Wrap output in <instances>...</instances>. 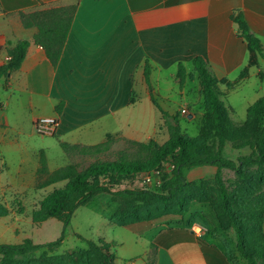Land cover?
I'll list each match as a JSON object with an SVG mask.
<instances>
[{"label": "crops", "instance_id": "0c3cea01", "mask_svg": "<svg viewBox=\"0 0 264 264\" xmlns=\"http://www.w3.org/2000/svg\"><path fill=\"white\" fill-rule=\"evenodd\" d=\"M70 7H76V13L55 67L45 50L34 42L37 29L25 28L21 14ZM238 13L264 49V0H0V66L9 62V51L18 42H31L20 70L0 78V189L7 186L1 182L3 173L11 172L5 162L6 152L21 153L25 163L29 159L25 152L36 155L44 150L32 146L39 135L35 129L39 118L59 119L53 137L60 146H94L109 136L140 141L127 133L131 127L130 108L139 101L130 102L136 77L143 83L146 107L152 113L157 109L152 96L159 98V104L161 100L170 101L162 89L163 81L168 85L164 73L171 70L170 78L180 84L179 65L183 64L188 73L187 66L193 65L197 57L205 60L213 77L220 81L221 100L228 108H235L233 97L239 93L250 108L254 99L247 86L252 85L259 96L264 95V77L260 76L264 75V58L259 56L258 65L249 69L247 78L236 83L250 60L247 42L232 20ZM146 66L150 67V86ZM61 103L64 107L59 114L57 106ZM189 116L190 120L197 117L195 113ZM229 149L227 145L225 153ZM38 168L39 162L36 173ZM202 209L213 217L206 206ZM194 216L204 222L203 216ZM194 226L127 227L139 238L157 232L152 249L133 255L138 257L131 264H151L145 259L151 255L154 264H209L203 243L216 246L233 264L224 235H198Z\"/></svg>", "mask_w": 264, "mask_h": 264}, {"label": "trees", "instance_id": "16d2710c", "mask_svg": "<svg viewBox=\"0 0 264 264\" xmlns=\"http://www.w3.org/2000/svg\"><path fill=\"white\" fill-rule=\"evenodd\" d=\"M75 13L76 7H70L21 14L25 28L37 29L34 42L45 50L55 67L63 55ZM232 20L238 25L239 34L247 42L250 52L249 65L236 81L239 83L247 78L251 67L258 65L259 56L264 58V49L260 40L250 32L241 13L233 15ZM30 44L29 40H22L9 51L11 59L0 66V78L20 70ZM193 65L204 104L198 138L183 136L177 120L173 119L172 123L171 116L152 96L154 105L168 124L170 138L164 145L155 140L138 142L112 136L94 146L61 143L69 157L83 156L97 161L84 169L78 164H69L55 171L49 170L45 151H41L36 188L43 190L61 183L65 186L54 190L38 204L32 220L39 227L50 219H56L63 224V233L56 241L46 244L25 239L18 244L0 245V264H116L117 256L104 241H91L86 250L53 255L63 244L67 229L80 207L90 204L100 195L108 194L113 202L119 204L111 216V223L127 228L155 218L152 205L157 202L165 205L174 203L173 214L186 218L190 211L185 193L193 192L194 188L200 195L199 201H194L213 210L223 231L235 233L237 250L246 263L264 264V97L249 108L244 123L234 124L231 119L234 109L228 108L221 100L220 81L213 77L203 58H195ZM145 69L146 82L150 86V67ZM177 76L183 86L189 76L183 64L179 65ZM63 107V103L57 106L59 114ZM117 140L124 141L128 147L116 152L115 160H102L103 155L113 153ZM227 145L239 153L244 150L249 152L240 154L235 160L227 158ZM166 164L173 168L169 173L161 174L162 192L137 187L121 188L126 183L133 184L145 173L164 170ZM203 166L217 168L214 187L187 180L186 169ZM223 170L234 172L235 177L225 180ZM212 189L216 195L211 193ZM9 215L11 211L0 205V218ZM202 249L209 264H230L216 246L203 243Z\"/></svg>", "mask_w": 264, "mask_h": 264}, {"label": "rangeland", "instance_id": "374dc122", "mask_svg": "<svg viewBox=\"0 0 264 264\" xmlns=\"http://www.w3.org/2000/svg\"><path fill=\"white\" fill-rule=\"evenodd\" d=\"M264 45V38L261 39ZM174 68V67H173ZM190 72L183 86L176 84L171 76V70L164 74L168 76V85L163 81V91L170 99L169 102L160 101L162 109L176 119L180 126L181 133L187 138H198L203 121L204 104L200 96V83L197 75L193 72V65L187 66ZM173 72V71H172ZM264 77V75L262 76ZM167 86L173 87L172 90L167 89ZM134 92H131L130 102L133 104L139 99L134 107L130 108L129 118L131 120V127L127 133L133 134L140 139L138 142H149L155 140L160 145L168 142L170 136L168 131V124L163 120L162 113L156 109L151 113V109L146 107L147 98L143 90V83L139 77L133 82ZM255 88L252 85L246 87V90L252 94V104L256 103L264 97L259 96V93L253 91ZM183 92V93H182ZM164 94V95H165ZM159 101V98H157ZM225 101V100H224ZM228 104L227 101H225ZM235 104L234 114L231 119L234 124H242L248 118L249 108L245 104L242 93L233 97ZM183 110L186 113H183ZM195 113L197 117L194 120L188 119V115ZM169 120V123L171 121ZM151 137V138H149ZM129 140V139H128ZM136 141V140H133ZM37 148L44 149L48 160L49 170L55 171L69 164H78L81 169L87 168L97 159L83 156L69 157L60 146L58 139L53 136L37 135L33 145ZM128 147L124 141L117 140L114 146L113 153L103 155L101 158L104 161L115 160V153ZM249 151L244 150L240 154H247ZM40 151L36 155L25 152L28 160L24 163L23 155L17 152H6L5 162L7 163L11 172L3 173L1 182L7 184L5 190L0 189V205L5 206L11 211L13 218H0V245L22 243L25 239H32L37 244H46L59 239L63 233V224L56 220L50 219L41 226L34 224L32 220L33 212L50 193L54 190H60L65 186V183L57 184L43 190L36 188L37 173L35 172L37 163L40 159ZM227 158L234 157L236 159L239 155L234 150H228L225 153ZM1 160V159H0ZM4 162V163H5ZM0 166H3V161H0ZM7 168V167H5ZM172 166L165 165L162 173H169ZM217 172L216 167L203 166L185 170V175L188 181L195 184H209L214 187V178ZM162 176V175H161ZM225 180L235 177L234 172L230 170H223ZM142 188L152 191L162 192V186L145 184L144 176L141 175L133 184L126 183L121 188ZM194 191L185 193V199L188 202L189 214L186 218L173 214L175 204L165 205L161 202L152 205L155 218L150 221H143L135 225L145 224L146 226L154 225L160 228H174V227H190L194 225L203 226L207 230L205 232L211 235H224L228 242V255L233 264H247L241 257L236 246V235L233 231H223L212 209L206 205L196 203L200 195ZM213 195H216L214 189L211 190ZM194 201V202H193ZM206 206L213 217L207 215V211L202 209ZM119 207L118 203L113 202L108 194H103L97 197L93 202L84 207H80L74 214L70 227L67 229V235L63 244L53 255H62L65 253H75L80 250H86L89 247V242L100 243L104 241L110 245V251L117 256V264H131L135 261L138 255L146 249H152V241H154L157 232H149L145 236L139 238L129 231L127 228L113 225L109 221V217L113 215ZM21 211H23L21 213ZM21 213V214H20ZM194 215H201L202 220H195ZM196 216V217H197ZM209 220L213 222L210 223ZM134 225V224H133ZM131 225V226H133ZM145 259L154 264L155 257L153 255L146 256ZM137 264H142L138 262Z\"/></svg>", "mask_w": 264, "mask_h": 264}, {"label": "built area", "instance_id": "2783aa9c", "mask_svg": "<svg viewBox=\"0 0 264 264\" xmlns=\"http://www.w3.org/2000/svg\"><path fill=\"white\" fill-rule=\"evenodd\" d=\"M11 57L9 58L10 61ZM183 113H186L185 110H183ZM59 125V119L56 117H43L39 118L35 122V129L39 135L42 136H53L57 130V127ZM173 168V167H172ZM145 184L147 185H156L160 186L161 181V170H155L148 173H145L144 175ZM194 232L198 235L203 234L207 229L203 226H194L193 228Z\"/></svg>", "mask_w": 264, "mask_h": 264}, {"label": "water", "instance_id": "95a60500", "mask_svg": "<svg viewBox=\"0 0 264 264\" xmlns=\"http://www.w3.org/2000/svg\"><path fill=\"white\" fill-rule=\"evenodd\" d=\"M189 118H191V116H189ZM189 118H188V119H189Z\"/></svg>", "mask_w": 264, "mask_h": 264}]
</instances>
